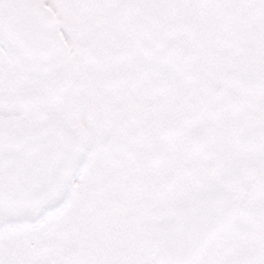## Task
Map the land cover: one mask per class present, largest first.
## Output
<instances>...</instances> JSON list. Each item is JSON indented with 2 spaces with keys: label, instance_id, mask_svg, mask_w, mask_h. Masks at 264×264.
<instances>
[{
  "label": "snow or ice",
  "instance_id": "obj_1",
  "mask_svg": "<svg viewBox=\"0 0 264 264\" xmlns=\"http://www.w3.org/2000/svg\"><path fill=\"white\" fill-rule=\"evenodd\" d=\"M264 8L260 0H0V264H54L58 241L70 242L83 225L101 218L93 210L103 194L112 215H126L134 225L124 237L125 251L115 264H148L139 251L147 231L173 221L152 211L161 194L135 184L125 162L130 129L136 119L120 124V110L139 112L147 105L168 106L204 91L200 72L212 73L211 56L183 58L187 36L178 30V9L200 21L217 20L229 8ZM210 45L237 29L235 21L198 24ZM240 31L264 33V18ZM264 46V40H258ZM231 48L220 53L228 58ZM264 101V82L255 89L228 84ZM23 117L16 129L3 123ZM182 129L177 148L194 129ZM212 129L224 141L212 153L209 137L195 154H187L184 171L192 180L200 166H221L237 156L252 172H234L223 194L231 211L214 204L205 208L207 234L231 226L221 264H264V197L249 214L253 200L245 186L264 178V134L253 144L233 141L225 121ZM166 157L177 160V152ZM150 169L152 165L148 166ZM212 183H192L194 193L210 191ZM99 191H93V189ZM170 190L166 195H174ZM248 216L254 232L239 229L234 217ZM106 219V218H105ZM239 253V254H237ZM198 264H214L200 260Z\"/></svg>",
  "mask_w": 264,
  "mask_h": 264
},
{
  "label": "flooded vegetation",
  "instance_id": "obj_2",
  "mask_svg": "<svg viewBox=\"0 0 264 264\" xmlns=\"http://www.w3.org/2000/svg\"><path fill=\"white\" fill-rule=\"evenodd\" d=\"M260 2L264 4V0ZM176 15L179 17L178 30L187 36L183 58L188 60L195 54L211 56L215 68L212 73H199L204 84L203 92L190 94L163 108L147 105L139 112L129 108L120 110L121 125L131 119L140 122V128L127 132L131 145L125 157L136 186L161 194L152 211L175 218L141 233L144 243L139 256L148 264H198L200 260L221 264L225 259L221 252L229 244L232 229L231 226H221L215 236L209 238L205 228V208L214 204L219 209L231 211L233 204L223 190L233 183L235 171L251 173L252 167L239 157L230 156L221 166L198 167L193 179L188 180L183 162L187 154L199 152L209 137L214 141L210 151H223L224 141L212 129L213 122L223 119L231 130L233 141L241 145L253 144L264 134V101L242 91L229 92L227 88L228 84H237L246 90L255 89L264 82V46L257 43L264 40V33L249 36L240 31L243 26L254 25L264 18V8H229L215 21L207 18L197 21L194 13L185 9H178ZM229 20L236 22L237 29L206 46V29L198 24L226 23ZM226 48L231 51L224 59L220 53ZM16 118L23 117L14 115L6 119ZM178 121L186 122L194 129L185 136L181 148L175 143L182 130ZM174 151L178 153V159H168L166 153ZM149 165L153 167L150 169ZM192 183H212L215 187L194 193ZM245 186L254 199L244 202L243 207L252 214L255 212L254 201L264 197V178L246 182ZM173 189L174 195H166ZM110 203L108 195L103 194L99 206L93 210L101 219L79 228L77 232L83 234H74L72 241L56 242L54 264H115L125 251L124 237L134 221L123 214L112 215ZM234 220L243 231L257 230L258 225L248 216L237 215Z\"/></svg>",
  "mask_w": 264,
  "mask_h": 264
},
{
  "label": "water",
  "instance_id": "obj_3",
  "mask_svg": "<svg viewBox=\"0 0 264 264\" xmlns=\"http://www.w3.org/2000/svg\"><path fill=\"white\" fill-rule=\"evenodd\" d=\"M3 123L9 125L13 129H16L17 126L23 123V118L3 120Z\"/></svg>",
  "mask_w": 264,
  "mask_h": 264
}]
</instances>
